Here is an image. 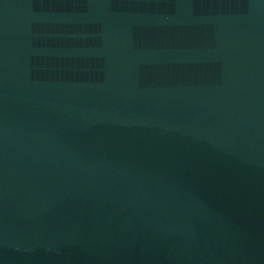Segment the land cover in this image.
<instances>
[{
  "label": "water",
  "instance_id": "95a60500",
  "mask_svg": "<svg viewBox=\"0 0 264 264\" xmlns=\"http://www.w3.org/2000/svg\"><path fill=\"white\" fill-rule=\"evenodd\" d=\"M0 264H264V0H0Z\"/></svg>",
  "mask_w": 264,
  "mask_h": 264
}]
</instances>
